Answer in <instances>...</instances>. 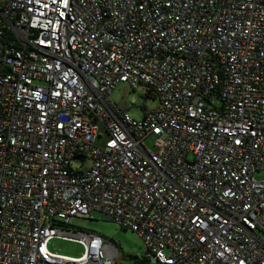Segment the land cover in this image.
Returning a JSON list of instances; mask_svg holds the SVG:
<instances>
[{
  "label": "built area",
  "instance_id": "obj_1",
  "mask_svg": "<svg viewBox=\"0 0 264 264\" xmlns=\"http://www.w3.org/2000/svg\"><path fill=\"white\" fill-rule=\"evenodd\" d=\"M95 211L147 264H264V0H0V264H116Z\"/></svg>",
  "mask_w": 264,
  "mask_h": 264
},
{
  "label": "rangeland",
  "instance_id": "obj_2",
  "mask_svg": "<svg viewBox=\"0 0 264 264\" xmlns=\"http://www.w3.org/2000/svg\"><path fill=\"white\" fill-rule=\"evenodd\" d=\"M147 90L145 87L132 90L126 84H119L114 90L112 98L122 111L130 114L133 118L141 119L147 111L159 106V100L148 97ZM98 128L100 137L97 138L95 146L103 147L108 135L104 132L102 125L99 124ZM154 142L155 138L149 136L145 145L147 148L156 151ZM255 176L260 178L263 175L256 174ZM69 228L96 233L113 241L118 248L116 264H137L139 260L143 259L145 245L141 237L137 233L124 229L104 218L101 212L95 211L91 218H75ZM48 249L53 253L75 258L80 257L84 252L83 245L56 238L49 242Z\"/></svg>",
  "mask_w": 264,
  "mask_h": 264
},
{
  "label": "trees",
  "instance_id": "obj_3",
  "mask_svg": "<svg viewBox=\"0 0 264 264\" xmlns=\"http://www.w3.org/2000/svg\"><path fill=\"white\" fill-rule=\"evenodd\" d=\"M147 96L150 97V98H153V99L156 98L155 93L152 90H149V89L147 90ZM137 264H147V262H146V260L143 257V259L142 260H139L137 262Z\"/></svg>",
  "mask_w": 264,
  "mask_h": 264
}]
</instances>
